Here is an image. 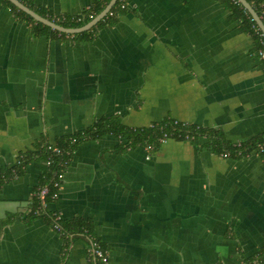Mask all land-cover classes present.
Returning a JSON list of instances; mask_svg holds the SVG:
<instances>
[{"label":"crops","instance_id":"0c3cea01","mask_svg":"<svg viewBox=\"0 0 264 264\" xmlns=\"http://www.w3.org/2000/svg\"><path fill=\"white\" fill-rule=\"evenodd\" d=\"M17 1L58 25L102 0ZM122 5L78 39L38 34L0 2V180L26 160L0 187V264H96L94 240L109 264H243L264 248V158L225 159L207 138L152 150L115 135L81 142L49 211L92 231L66 237L31 215L42 151L100 120H175L233 144L264 137V48L221 1Z\"/></svg>","mask_w":264,"mask_h":264},{"label":"trees","instance_id":"16d2710c","mask_svg":"<svg viewBox=\"0 0 264 264\" xmlns=\"http://www.w3.org/2000/svg\"><path fill=\"white\" fill-rule=\"evenodd\" d=\"M221 1L226 8L231 12V18L234 21H239L242 23L241 28L249 32L255 40L261 43L262 48H264V34L260 30L258 24L254 21L249 12L237 1V0H219ZM252 8L256 11L262 21L264 22V0H247ZM0 2L6 3L13 10L17 11L18 14L29 20L30 22L36 24L35 31L40 33H45L48 31L53 34L60 36H66L64 33L52 30L51 28L36 22L31 16L26 14L12 4L9 0H0ZM111 0H102L91 10L84 13L82 16L69 19L68 22H57L61 27L67 29H79L87 24H89L94 18L100 15L105 8L109 5ZM125 0H119L116 6L112 11L107 15V17L101 21L96 27L92 30L85 32L83 34L76 35L75 38L83 39L94 37L92 34L101 26L107 24L108 22H115L118 16L123 12L121 9L122 3ZM47 19V16H43ZM168 134L170 139H177L182 141H195L202 138H207L209 146L213 151L219 153L220 155L229 153L231 157L242 158L253 155L254 153L260 154L264 158V137L257 136L248 141H242L241 146H237L232 142L228 141L224 133L217 129H205L195 125H188L183 123H176L175 120H166L162 123L155 124L149 128H130L125 126L119 117H113L108 119H103L95 123L91 128L87 129L83 133H79L67 141L59 142L56 146L64 150V154L61 156H52L45 147L44 157L45 165L47 167V172L43 176L40 187L35 192V203L31 215L34 218H44L46 219L53 227L59 225L61 228V233L66 237H70L72 234L76 233H90L92 231V226L90 222L87 221H76L69 228L65 227V222L63 219H58V215L49 211V209L43 208V203L39 199L38 192L44 187L49 188L50 196L46 199L49 204L56 203L57 201H52L51 195L57 192L55 183L58 181L59 175L62 174L65 169L70 164V161L73 157L74 148L81 142L87 140H97L101 137L107 135H115L118 138L125 139L127 141L126 148L136 147V146H145L152 147L157 149L161 146L164 135ZM73 139H76L77 143L72 144ZM69 153V154H67ZM42 155V154H41ZM52 160L53 163L48 166L47 162ZM26 160H21L16 171L9 172L3 176L0 180V187L3 183H6L16 176L21 174V168L24 166ZM58 219V220H57ZM72 237V236H71ZM243 264H264V248L252 259H247Z\"/></svg>","mask_w":264,"mask_h":264},{"label":"built area","instance_id":"2783aa9c","mask_svg":"<svg viewBox=\"0 0 264 264\" xmlns=\"http://www.w3.org/2000/svg\"><path fill=\"white\" fill-rule=\"evenodd\" d=\"M125 7L126 6L123 4L122 8L125 9ZM261 56L264 58V49L261 52ZM176 123H179V122L176 121ZM169 140H170V136L168 134H165L163 139L161 140V142H162V144H165ZM76 143H77L76 139H73L72 144H76ZM236 145L237 146H241V142L236 143ZM147 149L148 150H152L153 148L152 147H147ZM47 150H48V152H50L52 154V156H55V157L56 156H61V155L64 154V150L62 148H59L56 145L49 144L47 146ZM67 154H69V153H67ZM222 157L227 159V158H230L231 155L229 153H226V154H223ZM52 163H53V161L49 160L47 162V165L50 166ZM64 172L59 175L58 181L55 183V187L57 188V192L55 194L51 195L52 201H58V198H59V195H60V191H61V188H62V181H63V178H64ZM37 196L42 201L43 208L44 209H49L50 204L46 201V199L49 198V196H50L49 188L48 187H44V188L40 189ZM58 219H60L59 215H58ZM54 229L56 231L61 232V228H60V226L58 224L55 225ZM91 253H92V255L94 256V258L96 260V264H109V254H108V252L96 240H94L92 242Z\"/></svg>","mask_w":264,"mask_h":264},{"label":"water","instance_id":"95a60500","mask_svg":"<svg viewBox=\"0 0 264 264\" xmlns=\"http://www.w3.org/2000/svg\"><path fill=\"white\" fill-rule=\"evenodd\" d=\"M9 1L13 3L16 7H18L20 10H22L23 12L27 13L32 18H34L37 22L42 23L45 26H48L51 29L59 31L61 33L76 35V34H82V33L88 32L92 30L94 27H96L101 21H103L107 17V15L112 11V9L116 6L119 0H111L109 5L105 8V10L100 15L94 18L89 24L79 29H67V28L58 26L55 23L50 22L49 20L40 17L39 15H37L36 13L28 9L26 6H24L21 2L17 0H9ZM237 1L249 12V14L252 16V18L258 24L260 30L264 34V22L259 17V15L256 13V11L252 8V6L248 3V1L247 0H237Z\"/></svg>","mask_w":264,"mask_h":264}]
</instances>
